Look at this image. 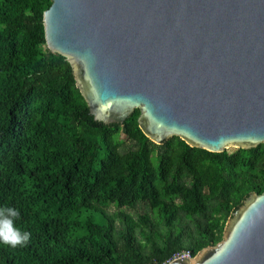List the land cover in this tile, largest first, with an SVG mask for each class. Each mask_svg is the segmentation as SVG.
<instances>
[{
  "label": "trees",
  "instance_id": "trees-1",
  "mask_svg": "<svg viewBox=\"0 0 264 264\" xmlns=\"http://www.w3.org/2000/svg\"><path fill=\"white\" fill-rule=\"evenodd\" d=\"M51 5L0 0V205L18 207L32 234L26 247L0 243V264H166L220 243L264 193V144L157 145L139 109L123 125L96 121L71 63L48 49Z\"/></svg>",
  "mask_w": 264,
  "mask_h": 264
},
{
  "label": "water",
  "instance_id": "water-1",
  "mask_svg": "<svg viewBox=\"0 0 264 264\" xmlns=\"http://www.w3.org/2000/svg\"><path fill=\"white\" fill-rule=\"evenodd\" d=\"M48 49L66 57L96 121L222 153L264 144V0H52ZM169 264H264V193L223 240Z\"/></svg>",
  "mask_w": 264,
  "mask_h": 264
},
{
  "label": "clouds",
  "instance_id": "clouds-1",
  "mask_svg": "<svg viewBox=\"0 0 264 264\" xmlns=\"http://www.w3.org/2000/svg\"><path fill=\"white\" fill-rule=\"evenodd\" d=\"M20 217L21 211L18 207L0 205V243L12 248L27 246L32 234L18 225Z\"/></svg>",
  "mask_w": 264,
  "mask_h": 264
},
{
  "label": "rangeland",
  "instance_id": "rangeland-1",
  "mask_svg": "<svg viewBox=\"0 0 264 264\" xmlns=\"http://www.w3.org/2000/svg\"><path fill=\"white\" fill-rule=\"evenodd\" d=\"M135 148V146H134V144H132V143H128L127 144V146H126V149L128 150V149H134ZM236 148L235 147H232V148H230L229 149V151L230 152H232V151H234ZM144 210H146V208L145 207H143V206H140V207H138L136 210H130V212L132 213V214H134L135 216H137V215H139V214H141Z\"/></svg>",
  "mask_w": 264,
  "mask_h": 264
},
{
  "label": "built area",
  "instance_id": "built-area-1",
  "mask_svg": "<svg viewBox=\"0 0 264 264\" xmlns=\"http://www.w3.org/2000/svg\"><path fill=\"white\" fill-rule=\"evenodd\" d=\"M192 255L190 252H184L182 254H177L173 259H171L170 261H168L166 264H169L171 261L175 260V259H179V258H191Z\"/></svg>",
  "mask_w": 264,
  "mask_h": 264
}]
</instances>
